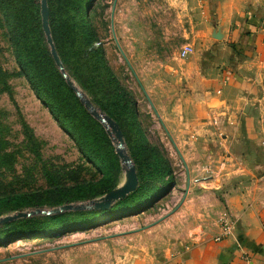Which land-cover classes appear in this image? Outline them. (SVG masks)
<instances>
[{"label": "rangeland", "instance_id": "rangeland-1", "mask_svg": "<svg viewBox=\"0 0 264 264\" xmlns=\"http://www.w3.org/2000/svg\"><path fill=\"white\" fill-rule=\"evenodd\" d=\"M29 1L21 0L11 18L0 0V196L59 187L81 191L111 185L113 191L126 183L131 165L136 168L133 152L139 155L142 179L152 187L138 193L126 211L118 206L125 197L106 208L94 207L106 190L5 212L0 220L25 215L0 223V264H154L194 242L202 228H222L227 212L220 206L235 182L232 151H221L220 134L203 137L177 122L199 93L192 79L196 72L187 73L191 57L215 53L212 44L203 47L221 34L224 0H116L115 8V0H93L87 16L101 49L99 62L86 59L88 64L73 75L56 63L51 51L79 100L69 98L66 110L81 120L82 133L105 156L103 165L88 158L69 122L58 117L45 94L21 71L12 37L20 19L28 22L25 40L33 55L46 44L51 50L44 28L43 36L38 28L36 6L29 8ZM33 1L42 20L41 0ZM62 40L65 54L67 42ZM187 43L195 53L182 58L179 52ZM35 71L48 80L58 78L43 57L30 70L34 81ZM110 95L120 99L117 107ZM81 98L91 101L102 117L117 112L121 145L108 121L98 119ZM115 160L118 165L110 166Z\"/></svg>", "mask_w": 264, "mask_h": 264}, {"label": "crops", "instance_id": "crops-1", "mask_svg": "<svg viewBox=\"0 0 264 264\" xmlns=\"http://www.w3.org/2000/svg\"><path fill=\"white\" fill-rule=\"evenodd\" d=\"M223 6L221 34L203 47L212 44L215 53H197L187 67L199 93L177 124L203 137L220 134L221 151H232L235 182L220 208L236 226L228 237L221 227L202 228L194 242L154 264H264V0Z\"/></svg>", "mask_w": 264, "mask_h": 264}, {"label": "trees", "instance_id": "trees-1", "mask_svg": "<svg viewBox=\"0 0 264 264\" xmlns=\"http://www.w3.org/2000/svg\"><path fill=\"white\" fill-rule=\"evenodd\" d=\"M20 1L21 0H3L2 10L5 15L8 17L14 18V12L20 10ZM32 1V2H31ZM93 0H48L49 6V23L51 28V34L53 36V40L57 47V50L60 54L62 62L67 70H69L73 75L76 74L80 70V67H84L88 62L86 59H93L94 62H99L101 59V49L97 46V43L94 41V33L91 25H89V17L87 16V9ZM32 4L36 6L35 17L36 22L38 20V28L40 33L43 36V26L41 15L39 12V7L37 9V4L35 1L30 0L29 5L31 8ZM39 6V5H38ZM30 11V15H31ZM56 24L54 25V23ZM27 24L26 19L19 20L17 26L14 28V32L12 34L13 40L16 44V53L17 58L21 67L22 73H24L33 83V85L37 88L38 92L41 94H45L46 98L52 104V108L56 113H58V117L63 118L69 124L68 127L71 129V132L77 137V140L81 143L82 148H85V153H87L88 158L95 162L96 164L103 165L105 156L101 155L98 150L94 149L91 145V142L87 137H85V133H82V125L80 124L77 116L70 114L67 112V102L68 99H73L74 102L79 103V100L74 93V91L68 86L65 80L61 77L55 61L52 57L51 50L49 46L43 45L42 50L39 55H33L30 46L25 40L27 33ZM66 37V39H65ZM70 38V39H69ZM61 39L63 44L67 39L66 43V51L68 54L66 55L61 51ZM40 57H43L45 62L50 63L51 67H53L57 72L55 73L58 78H53L52 80H48L41 76V72L35 71V81L34 77L30 73L32 70L33 64L39 60ZM84 86V82L80 81ZM114 96L115 93H113ZM110 95L111 104L113 107H117L120 103V99ZM98 105H100L97 102ZM81 107V110L86 114V117L89 115L83 110V106L78 104ZM109 114L113 117L117 122L120 123L117 112L110 111ZM62 120V119H61ZM150 146L149 149H151ZM86 149H88L86 151ZM147 149V150H149ZM133 158L135 160V165L137 168V173L139 175V182L136 190L122 199L118 206L121 210H128L133 207L135 204L134 197L140 193H145L152 187V183L145 184L144 178L142 179V171L140 169V159L139 155L136 152H133ZM115 164H111L110 166H117V160H115ZM109 166V165H107ZM143 180V183H142ZM111 186V185H110ZM106 186L104 189H96L95 187H87L85 189L78 190H68L67 188H57V189H47L43 192H24L20 194H4L0 196V215L4 214L7 211L18 209L23 205H34L39 206L44 203L49 204H61L65 201H71L77 198H81L83 196L90 197L92 194L101 193L103 191H111L112 186ZM154 188V187H153ZM85 195H79L84 194ZM117 206V209H119ZM88 218H82L81 222L86 223ZM17 221V220H16ZM20 223H24L23 220H18ZM22 221V222H21ZM80 222V221H79ZM41 225H37L38 229ZM25 231H29L25 229ZM30 232V231H29Z\"/></svg>", "mask_w": 264, "mask_h": 264}, {"label": "water", "instance_id": "water-1", "mask_svg": "<svg viewBox=\"0 0 264 264\" xmlns=\"http://www.w3.org/2000/svg\"><path fill=\"white\" fill-rule=\"evenodd\" d=\"M115 5H116V0H115V3H114V8H115ZM41 14H42L43 28H44V31H45V33L47 35L48 42H49V44L51 46V51H52L53 57H54L56 63L60 67H63V63H62L61 58H60V56H59V54L57 52V49L55 47V44L53 42V38H52V35H51V28H50V25H49L48 0H41ZM112 28H113V33H114L115 39L117 40L113 23H112ZM81 99L85 102L87 108L91 109L92 113L98 119L104 120V121L105 120L108 121V123L112 127L113 132L116 134L117 138L119 139V144L121 145L123 143V132L121 130V127L117 123V121H115L113 118H111L108 115H105L104 117H102L97 111H95L92 108L93 105H92L91 101H89L87 99H84V98H81ZM154 109H155V107H154ZM156 113H157V111H156ZM119 154L121 156H123L126 160H129V157L125 156L122 151H119ZM138 182H139V178H138V175H137V172H136V168H135L134 165H131V167L128 170V173H127V181H126V183L122 187L109 192L101 201L95 202L94 203V207L95 208H106V207H108L111 204V201L119 199V198L126 197L127 194L131 193L132 191H134L137 188ZM23 215H25V213L20 212V213L14 215V216L4 217L3 219L0 220V223H6L9 220H12L14 218H17V217H20V216H23Z\"/></svg>", "mask_w": 264, "mask_h": 264}, {"label": "built area", "instance_id": "built-area-1", "mask_svg": "<svg viewBox=\"0 0 264 264\" xmlns=\"http://www.w3.org/2000/svg\"><path fill=\"white\" fill-rule=\"evenodd\" d=\"M194 50H195L194 45L187 43L181 48V50L179 52V56L182 58H186L187 56L192 54L194 52ZM235 226H236V223H235L234 219L229 215L228 212L225 213L222 216V234H221V236L222 237H228L232 233Z\"/></svg>", "mask_w": 264, "mask_h": 264}]
</instances>
